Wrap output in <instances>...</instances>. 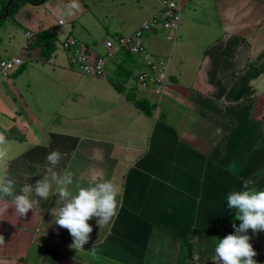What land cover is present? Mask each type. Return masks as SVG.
Returning <instances> with one entry per match:
<instances>
[{
    "label": "crops",
    "instance_id": "0c3cea01",
    "mask_svg": "<svg viewBox=\"0 0 264 264\" xmlns=\"http://www.w3.org/2000/svg\"><path fill=\"white\" fill-rule=\"evenodd\" d=\"M155 13L153 0H46L0 25V60L17 55L25 67L0 74V183L11 189H0V264H223L213 259L221 234L248 236L252 259L264 264V229L241 231L227 200L264 190V0H185L174 42L165 33L143 40L164 62L161 96L137 84L141 57L122 52L92 78L60 46L72 37L102 55L105 40ZM44 30L56 39L46 63L27 38ZM118 67L131 74L124 92L109 81ZM129 90L155 105L151 116L127 100ZM105 182L120 194L116 215L104 224L92 216L76 249L59 213L79 188ZM44 183L47 197L36 191ZM18 196L32 203L23 215ZM191 230L204 233L191 239L192 258L181 257Z\"/></svg>",
    "mask_w": 264,
    "mask_h": 264
},
{
    "label": "clouds",
    "instance_id": "9594fccd",
    "mask_svg": "<svg viewBox=\"0 0 264 264\" xmlns=\"http://www.w3.org/2000/svg\"><path fill=\"white\" fill-rule=\"evenodd\" d=\"M73 8H79V4H73ZM5 153L0 152V158ZM59 153L53 152L47 156V160L56 162ZM2 176V173H0ZM71 176L61 181L63 184H70ZM9 183H11L9 181ZM0 189L9 193L10 188L0 183ZM37 193L47 197L49 185L41 184L37 189ZM60 195L67 197L70 195L64 188H60ZM119 192L112 182H105L95 187H81L78 193L72 197L71 201L59 213L56 223L70 230L71 234L77 238V242L72 246L81 249L83 243L88 239L87 234L92 231L87 221L94 215L102 216L101 224L107 223L110 217L116 215L118 207ZM228 207H238L237 219L242 220L240 230L264 229V190H247L243 192H233L227 197ZM17 211L23 215L32 208V203L25 196H18L15 200ZM248 236L227 235L223 239H219L215 246L218 256L213 259L222 258L223 264H257L252 259L256 255L252 245L249 243ZM0 243L3 240L0 239Z\"/></svg>",
    "mask_w": 264,
    "mask_h": 264
},
{
    "label": "built area",
    "instance_id": "2783aa9c",
    "mask_svg": "<svg viewBox=\"0 0 264 264\" xmlns=\"http://www.w3.org/2000/svg\"><path fill=\"white\" fill-rule=\"evenodd\" d=\"M153 1L156 5V13L133 33L105 40L102 55L94 56L85 45L72 37L65 39L60 46L68 56L69 65L82 76L103 78L109 62L115 60L120 53L128 52L145 61L146 69L136 75L137 84L144 89L150 88L155 95L161 96L167 84L164 62L151 58L143 40L149 35L165 33L166 40L174 42L175 34L181 24L185 0ZM27 38L31 41L34 40V36L29 33ZM22 64L23 60L17 55L0 60V74L9 75L17 71Z\"/></svg>",
    "mask_w": 264,
    "mask_h": 264
},
{
    "label": "trees",
    "instance_id": "16d2710c",
    "mask_svg": "<svg viewBox=\"0 0 264 264\" xmlns=\"http://www.w3.org/2000/svg\"><path fill=\"white\" fill-rule=\"evenodd\" d=\"M46 0H0V25L6 20L14 21V15L25 5H40L43 4ZM8 5V6H7ZM56 39L55 36L48 30H44L35 36V39L29 47L31 48H40V61L42 63L48 62L53 53L56 50ZM127 53L128 52H123ZM131 55V54H130ZM117 70L118 77L117 79H110L111 85L118 91L124 92V84L126 79L131 75L129 72L122 71L120 67ZM25 69L24 66L20 67L17 72H22ZM123 74V78H120V75ZM127 100L131 101L134 106L139 109L146 116H151L152 112L155 109V105L150 104L146 99H138L134 94L133 90H129L126 93ZM204 233V230H191L189 231V238H184L181 240V257L192 258V242L191 239L196 235H201ZM225 234L218 235L215 238V246L219 239L225 238Z\"/></svg>",
    "mask_w": 264,
    "mask_h": 264
},
{
    "label": "rangeland",
    "instance_id": "374dc122",
    "mask_svg": "<svg viewBox=\"0 0 264 264\" xmlns=\"http://www.w3.org/2000/svg\"><path fill=\"white\" fill-rule=\"evenodd\" d=\"M117 37V36H116ZM112 38H115V37H112ZM159 40V39H158Z\"/></svg>",
    "mask_w": 264,
    "mask_h": 264
},
{
    "label": "water",
    "instance_id": "95a60500",
    "mask_svg": "<svg viewBox=\"0 0 264 264\" xmlns=\"http://www.w3.org/2000/svg\"><path fill=\"white\" fill-rule=\"evenodd\" d=\"M8 6V5H7Z\"/></svg>",
    "mask_w": 264,
    "mask_h": 264
}]
</instances>
